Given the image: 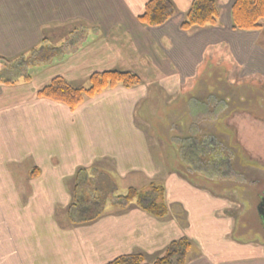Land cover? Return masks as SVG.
Masks as SVG:
<instances>
[{
	"label": "crops",
	"instance_id": "1",
	"mask_svg": "<svg viewBox=\"0 0 264 264\" xmlns=\"http://www.w3.org/2000/svg\"><path fill=\"white\" fill-rule=\"evenodd\" d=\"M148 1L0 0V67L40 45L58 49L26 66L30 81L0 82V150L12 149L0 156V170L7 164L27 177L26 185L5 188L0 182V194H14L9 201L0 195V264H107L138 252L155 256L183 236L195 244L188 264H264V239L235 238L234 222L226 218L230 201L199 187L186 186L212 205L195 224L192 215L200 213L172 198L168 185L171 214L165 218L131 204L90 224H60L53 200H19L23 193L61 191L65 177L95 165L120 178H180L161 154L160 145L168 138L151 117L156 104L164 100L171 105L185 97L192 112L193 85L209 71L208 53L217 58L215 64H232V80L264 81L257 73L264 70V44L257 43L264 21L258 30L235 29L234 0H217L216 25L189 31L181 23L193 0H172L174 17L157 27L140 20ZM194 55L200 60L197 80L186 71ZM251 67L259 69L253 72ZM110 70L137 73L142 83L105 90L75 110L36 95L55 77L85 86L93 73ZM208 97L198 98L208 105ZM171 202L181 205L183 218L173 212ZM242 249L251 256L241 257Z\"/></svg>",
	"mask_w": 264,
	"mask_h": 264
},
{
	"label": "rangeland",
	"instance_id": "2",
	"mask_svg": "<svg viewBox=\"0 0 264 264\" xmlns=\"http://www.w3.org/2000/svg\"><path fill=\"white\" fill-rule=\"evenodd\" d=\"M257 43L264 44L263 34L257 37ZM208 55L206 56L207 61L211 63L217 59L209 53ZM196 57L194 55L191 65L186 67V71L197 80L199 77L197 63L200 60L197 62ZM14 61L7 68L1 65L0 74L5 79L16 80L24 77L26 70ZM262 67L264 69V66ZM257 69L259 68L251 67L253 72ZM222 73H227L225 68ZM257 73L259 78H264V70L259 69ZM223 77L226 78L227 75L224 74ZM201 80L194 82L193 94H197V97L202 100L212 96L211 93L217 96L221 94L222 97H226L227 103L225 106L219 107L220 109L218 108L222 111H219L217 117L213 118L211 115L207 118L201 117V114L205 113L204 111L209 109L213 111L215 104L213 101L208 102L209 106L197 103L192 112L185 103H188V98L185 97L177 99L171 105L164 100H160L156 104L158 107L155 108L154 113H151V117L154 121L160 122V126L163 128L162 136L165 134L164 137L168 138V141L164 140L160 145L161 154L165 156L163 157L164 163L170 168L178 170L182 177L157 178L154 182L161 183L165 187L164 196L167 205L166 187L168 185L172 198H180L184 203L191 205L195 212L200 213L192 215L194 224L198 220L202 222L203 213L206 207L212 205V202L206 201L198 191L188 189L186 186L199 187L226 198L225 201H230L229 207L226 208V218L230 222H234L235 238L238 236L242 241H260V239H264V232L259 221L256 204L257 196L264 187V81H247L243 82L240 87L232 89L229 88L228 82L220 76L219 71L209 74L205 83ZM84 85L87 87L88 83ZM234 109L239 110L234 112ZM195 116L200 118L196 119ZM227 116L230 118L226 120ZM195 119L197 128L193 126ZM224 120L226 122H223ZM200 137L202 139H199ZM199 141H202L203 145L204 142H208L205 150L199 149L202 144ZM225 148H229L230 152ZM11 150V148H1L0 156L9 155ZM222 151L228 152L230 156L227 161L225 160L226 162L220 163L223 161ZM219 153L220 159L218 158ZM198 157H201L203 161ZM214 158H216L215 163ZM196 159L201 163H196ZM81 169L83 171L77 178V172ZM85 169L79 168L74 176L65 177L61 191L23 193L19 194V200L22 201V204L30 201L32 196L31 201L34 202L53 200L54 203H57V210L59 209L57 220L60 224L84 225L97 221L111 209L120 210L114 207V201L118 196L125 195L131 187L147 189L148 182H151V180L135 176L127 178H120L113 174L108 176L105 173L107 169L104 165H95L87 171ZM0 182L4 184L5 188L12 184L26 185L27 177L23 171L15 170L6 164V167L0 170ZM0 195L2 200L9 201V198L11 200L14 194L2 193ZM67 202L68 206H66ZM132 204L137 205L135 201ZM169 205L173 206V212L180 219L184 217L183 209L179 203L171 202ZM99 213L101 214L94 221L79 223L82 218H92ZM210 221L222 223L217 220L210 219ZM217 232L220 233V231L214 233ZM190 241L192 242V240ZM193 246L195 248V244ZM157 255H147V261H152ZM241 255V257L251 256L243 249Z\"/></svg>",
	"mask_w": 264,
	"mask_h": 264
},
{
	"label": "trees",
	"instance_id": "3",
	"mask_svg": "<svg viewBox=\"0 0 264 264\" xmlns=\"http://www.w3.org/2000/svg\"><path fill=\"white\" fill-rule=\"evenodd\" d=\"M176 7L172 0H149L144 8L140 20L147 26L157 27L165 24L174 17ZM220 18V9L217 0H193L181 23L183 30L189 31L195 27L214 26ZM232 19L235 29L242 31L257 30L262 27L264 20V0H234L232 6ZM58 49L51 46L40 45L24 57H18V63L26 70V66L33 60H46ZM0 60H3L0 58ZM5 65H7L5 63ZM24 80L31 77L24 74ZM1 83L15 84V81L0 77ZM142 78L134 72L110 70L93 73L88 79V86H76L63 77H55L48 84L40 88L36 95L38 98L49 99L75 110L86 99L92 98L105 90L116 86L132 88L140 85ZM83 169L77 172V178ZM35 172V171H34ZM33 172V173H34ZM147 189L131 187L125 195L118 196L114 207L124 211L135 201L141 209L148 214L165 218L170 209L165 200V187L161 183L150 182ZM89 209H91L89 207ZM88 210V209H86ZM85 213V212H84ZM101 213L94 217L82 218L79 223L94 221ZM87 216V214H84ZM76 221V220H73ZM195 252L193 243L187 236H183L169 243L152 261L141 252L122 255L107 264H188Z\"/></svg>",
	"mask_w": 264,
	"mask_h": 264
},
{
	"label": "flooded vegetation",
	"instance_id": "4",
	"mask_svg": "<svg viewBox=\"0 0 264 264\" xmlns=\"http://www.w3.org/2000/svg\"><path fill=\"white\" fill-rule=\"evenodd\" d=\"M220 9V8H219ZM258 30V29H257ZM252 31H254V30H252ZM216 62H210V66L208 67V69H209V71H208V73L206 74V75H204L203 77H202V80L204 81V83L207 81V77H208V75L209 74H212V73H214L215 71H219V74H220V76L223 78V79H225V81H227L228 82V85H229V88H232V89H234V88H236V87H240L241 85H242V81L241 82H239V81H237V80H232L231 79V75L229 74V71L232 69V64H230V63H226V62H222V61H220V63H218V64H215ZM211 68V69H210ZM223 68H225V70H226V72L227 73H222V70H223ZM206 73V72H205ZM204 73V74H205ZM224 74H226L227 75V77L226 78H224L223 77V75ZM231 76V77H230ZM201 80V81H202ZM213 92H216V91H213ZM203 93V92H202ZM211 94H213L212 96H209L208 97V100H209V102L210 101H213L214 103V108H213V111H211L210 109L209 110H206V111H204L205 113H203V114H201V117H210V115L212 116V118L213 117H217V115H218V113H219V111H222V110H219L221 107H223V106H225L226 105V103H227V101H226V97H222V95L221 94H218V95H220V96H217L216 94H214V93H211ZM196 96H197V94H196ZM195 95H194V98L192 99V107H193V109H194V105H196L197 103H200V100H199V98L198 97H196ZM228 100V99H227ZM206 106H209V104L208 105H206ZM220 107V108H219ZM219 108V109H218ZM216 110V111H215ZM239 109H234V112L235 111H238ZM195 118L196 119H199L200 117H196L195 116ZM230 117L229 116H227L226 117V120L227 119H229ZM196 119L195 120H193L194 122H193V126H195L196 128H197V126H196ZM226 120H224L223 122H226ZM199 121V120H198ZM222 122V124L224 125V123ZM231 125V124H230ZM232 126V125H231ZM230 129H232V127H229ZM192 132V131H191ZM192 139V138H191ZM199 139H202V137H200ZM207 140V139H206ZM220 142H222L221 140H220ZM199 143H202V141H199ZM207 145H208V142H204V145H203V143L200 145V148L199 149H206V147H207ZM202 146V147H201ZM225 150H227L228 152H230V150H229V148H225ZM201 151H203V150H201ZM228 152H226V151H222V154H223V161H220V163L221 162H226L227 160H228V157L230 156L229 154H228ZM219 159H220V153H219V157H218ZM198 159H201V157H198ZM198 159H196V163L197 162H199V163H201V161H203L202 159H201V161L200 160H198ZM226 160V161H225ZM216 162V158H214V163ZM204 164H205V162H204ZM204 167H206L205 165H203ZM224 170V169H223ZM257 204H256V210H257V212H258V216H259V221H260V223H261V226L263 227V232H264V220L262 219V216H261V213H260V206H261V204L264 202V187L262 188V191H261V193H259L258 194V196H257Z\"/></svg>",
	"mask_w": 264,
	"mask_h": 264
},
{
	"label": "water",
	"instance_id": "5",
	"mask_svg": "<svg viewBox=\"0 0 264 264\" xmlns=\"http://www.w3.org/2000/svg\"><path fill=\"white\" fill-rule=\"evenodd\" d=\"M260 213H261L262 219L264 220V202L260 206Z\"/></svg>",
	"mask_w": 264,
	"mask_h": 264
}]
</instances>
